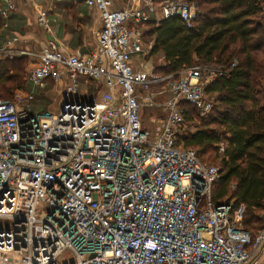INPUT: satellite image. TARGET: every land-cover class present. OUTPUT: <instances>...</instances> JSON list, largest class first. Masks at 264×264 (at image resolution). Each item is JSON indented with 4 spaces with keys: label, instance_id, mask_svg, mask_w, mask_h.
Listing matches in <instances>:
<instances>
[{
    "label": "built area",
    "instance_id": "obj_1",
    "mask_svg": "<svg viewBox=\"0 0 264 264\" xmlns=\"http://www.w3.org/2000/svg\"><path fill=\"white\" fill-rule=\"evenodd\" d=\"M82 1L100 14L96 49L82 57L50 41L28 70L35 88L67 81L59 115L33 113V91L0 99V264H264V215L252 239L244 205L214 202L220 169L178 143L188 133L180 104L208 117L216 99L206 88L228 71H183L159 106L161 132L143 126L142 109L156 106L153 86L163 78L132 67L144 54L141 26L159 12L192 29L201 12L179 0H148V11ZM4 3L3 21L16 0ZM38 24L51 33L46 12ZM80 79L95 90L104 81L107 94L98 100L81 90ZM41 203L47 208L38 212Z\"/></svg>",
    "mask_w": 264,
    "mask_h": 264
},
{
    "label": "trees",
    "instance_id": "obj_2",
    "mask_svg": "<svg viewBox=\"0 0 264 264\" xmlns=\"http://www.w3.org/2000/svg\"><path fill=\"white\" fill-rule=\"evenodd\" d=\"M201 12L189 29L178 17L153 24V54L163 53V75L177 77L197 65L226 69V77L206 88L216 95L208 117L188 103L185 124L195 132L179 139L201 162L219 164L221 177L214 187L215 204L246 208L243 228L255 239L264 215V22L263 0H185ZM2 2L0 0V8ZM3 19L0 14V28ZM238 65L231 70L230 66ZM28 59H0V99L14 101L27 90ZM16 93V94H15ZM227 145L224 152L220 146ZM216 187L218 189H216Z\"/></svg>",
    "mask_w": 264,
    "mask_h": 264
},
{
    "label": "crops",
    "instance_id": "obj_3",
    "mask_svg": "<svg viewBox=\"0 0 264 264\" xmlns=\"http://www.w3.org/2000/svg\"><path fill=\"white\" fill-rule=\"evenodd\" d=\"M110 1L112 10L140 7L143 11H148V7L145 4L148 0ZM1 2V8H3L5 6L4 0H1ZM41 11L46 12L48 15L51 33L46 32L38 24V17ZM160 21H162L161 14L159 12L152 13L151 21L141 26L144 54L140 53L133 58L132 67L135 72H151L158 76V74H162V69L167 66L163 53L153 54L155 36L152 34V27L153 24L157 25ZM2 27L1 41L4 45H7V54L5 58L0 59H28L30 61L29 70L35 63V56L50 41H56L69 53L87 57L96 49L97 34L101 30V23L99 12L96 9L87 7L82 0H40L37 4H33L28 0H16L15 9L9 12L7 19L3 21ZM7 38H16L17 42L8 44ZM145 52H149V54ZM52 84L55 89L64 90L67 81H64L60 86L48 81L43 88H35L31 84L32 90L27 92L33 90L39 92ZM80 87L81 90L88 91L91 96H95L98 100H102L103 96L108 92L104 81H101L98 90H95L93 83L87 84L84 79H80ZM212 97L217 99L216 95ZM158 102L155 99L156 106L144 107L141 114L144 128L155 135L162 130V115H149L146 119L145 113L149 112V110L160 109ZM146 108L148 109L146 110ZM189 132L193 133L195 130L191 129ZM260 259L264 262V254Z\"/></svg>",
    "mask_w": 264,
    "mask_h": 264
},
{
    "label": "rangeland",
    "instance_id": "obj_4",
    "mask_svg": "<svg viewBox=\"0 0 264 264\" xmlns=\"http://www.w3.org/2000/svg\"><path fill=\"white\" fill-rule=\"evenodd\" d=\"M165 1H173V0H163ZM177 1V0H176ZM179 1H183L185 2V0H179ZM196 67H204L203 65H197ZM159 77L163 78V80L155 85V87H153V93L155 94V98H156V102H158L159 105H162L163 103H165L169 98H170V93H169V83L173 80V81H178L183 77V73L181 72L180 75H178L177 77L172 76V75H163L162 74H158ZM29 81L27 80V90H32L31 88V84L29 85ZM60 86V85H58ZM55 86L49 85L47 86L44 90H41L39 92H37V90H33L34 94H35V98L34 100L30 103V109L33 113L36 114H51V115H59L60 111H61V107H62V103L65 100V95L63 94V90H60L59 88H56L55 90ZM16 94V93H15ZM148 108H146L147 110ZM147 116L146 119L148 118V116L150 115H157L160 116L161 115V109H156V110H149V112L145 113ZM145 119V120H146ZM191 130V129H190ZM188 133H189V128H188ZM204 159L219 167V164L213 161H209L208 160V156L204 157ZM216 189H218L216 187ZM214 193V192H213ZM47 208L45 203H41L39 205V210L38 212L41 211H45Z\"/></svg>",
    "mask_w": 264,
    "mask_h": 264
}]
</instances>
